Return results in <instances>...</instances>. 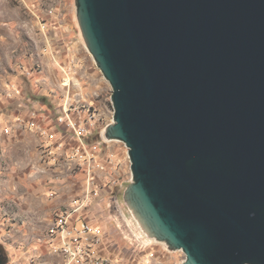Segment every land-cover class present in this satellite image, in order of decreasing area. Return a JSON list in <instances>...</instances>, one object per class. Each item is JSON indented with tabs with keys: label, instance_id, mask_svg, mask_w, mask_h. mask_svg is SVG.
Returning <instances> with one entry per match:
<instances>
[{
	"label": "water",
	"instance_id": "1",
	"mask_svg": "<svg viewBox=\"0 0 264 264\" xmlns=\"http://www.w3.org/2000/svg\"><path fill=\"white\" fill-rule=\"evenodd\" d=\"M77 15L112 86L129 208L183 264H264V0H77Z\"/></svg>",
	"mask_w": 264,
	"mask_h": 264
},
{
	"label": "rangeland",
	"instance_id": "2",
	"mask_svg": "<svg viewBox=\"0 0 264 264\" xmlns=\"http://www.w3.org/2000/svg\"><path fill=\"white\" fill-rule=\"evenodd\" d=\"M111 95L112 86L82 35L77 0H0L1 264H59L61 259L50 254L43 238L56 210L82 193L76 182L83 173L75 163L46 162L42 139L17 120L27 118L30 110L55 118L65 107L87 108L93 101L103 127L113 122ZM32 100L47 109L37 108L36 103L26 113L13 115L16 108L23 111L24 104ZM110 144L128 156L124 142L113 140ZM125 189H103L86 214L106 227L116 253H129L134 258L129 261L183 264V250L169 248L146 231L129 208ZM124 214L136 229L142 226L146 234L142 246L125 238Z\"/></svg>",
	"mask_w": 264,
	"mask_h": 264
},
{
	"label": "built area",
	"instance_id": "3",
	"mask_svg": "<svg viewBox=\"0 0 264 264\" xmlns=\"http://www.w3.org/2000/svg\"><path fill=\"white\" fill-rule=\"evenodd\" d=\"M89 104L82 109L65 107L63 114L55 115V118L47 112L30 110L27 118L17 120L42 139V155L46 162L55 165L72 162L80 170L78 172L85 175L82 193L73 196L67 204L56 210L43 239L50 254L61 259L59 264H125L123 255L110 250L112 245L106 229L86 214L103 189L114 191L118 185L115 175L120 167V161L109 146L113 140L105 135L110 123L98 130V109L93 101ZM97 133L100 136L98 140H87L88 136ZM53 194L56 195L55 190ZM122 217L123 225L128 230L124 234V228H121L125 238L129 242L135 240L138 246H142L146 239L144 231L140 226L136 229L126 214ZM127 264L148 263L129 261Z\"/></svg>",
	"mask_w": 264,
	"mask_h": 264
},
{
	"label": "crops",
	"instance_id": "4",
	"mask_svg": "<svg viewBox=\"0 0 264 264\" xmlns=\"http://www.w3.org/2000/svg\"><path fill=\"white\" fill-rule=\"evenodd\" d=\"M31 99V98H30ZM34 101V100H32ZM38 102L34 101V102H28V103H25V110H20L19 108H16V110L13 111V115L16 116L17 114H24L27 112V109L33 107V106H36ZM46 105L39 102L38 105H37V108H42V109H47L45 108ZM50 111V110H48ZM51 112V111H50ZM110 123V121L106 124L108 125ZM105 125V126H106ZM105 126L101 127L100 125V117L97 118V123H96V127L97 129H103ZM60 130H62L61 126L59 127ZM110 149L115 153V156L116 158L120 161V167H119V172L117 173V175H115L116 177V180L118 181V185L116 187H127L128 184L130 183L131 181V167H130V161L128 159V156H127V153L126 155L119 151V147L115 146L114 144H110ZM85 184V175L84 174H80L79 175V178H78V181L76 182V185H78V189L79 191L81 192L82 190V187L83 185ZM63 203H60L59 205H61ZM106 229V227H105ZM110 250L114 253H116L115 251V247L112 245L110 247ZM124 257H126V259L128 260L129 262V259L130 260H134V258H132V256L128 253L126 255H124ZM147 254L145 255V258H147Z\"/></svg>",
	"mask_w": 264,
	"mask_h": 264
},
{
	"label": "trees",
	"instance_id": "5",
	"mask_svg": "<svg viewBox=\"0 0 264 264\" xmlns=\"http://www.w3.org/2000/svg\"><path fill=\"white\" fill-rule=\"evenodd\" d=\"M95 136H98V139L100 138L99 134H94V135H91V136H88L87 137V140L90 141V142H93V141H96L98 140L97 138H95Z\"/></svg>",
	"mask_w": 264,
	"mask_h": 264
},
{
	"label": "bare ground",
	"instance_id": "6",
	"mask_svg": "<svg viewBox=\"0 0 264 264\" xmlns=\"http://www.w3.org/2000/svg\"><path fill=\"white\" fill-rule=\"evenodd\" d=\"M131 209H133V208L131 207ZM133 211H134V209H133ZM134 213H135V211H134ZM135 215H136V217L140 220V218L138 217V215H137L136 213H135ZM140 221H141V220H140ZM141 224H143L142 221H141ZM143 226H144V225H143ZM145 229H146V231H148V233H150L149 230H148L146 227H145ZM150 234H151V233H150ZM150 234H149V235H150ZM151 235H152V234H151ZM151 235H150V236H151ZM151 237L154 238V239H156L153 235H152ZM156 240H157V239H156ZM157 241L159 242V240H157ZM160 242H162V241H160ZM162 243H165V242H162Z\"/></svg>",
	"mask_w": 264,
	"mask_h": 264
},
{
	"label": "flooded vegetation",
	"instance_id": "7",
	"mask_svg": "<svg viewBox=\"0 0 264 264\" xmlns=\"http://www.w3.org/2000/svg\"><path fill=\"white\" fill-rule=\"evenodd\" d=\"M4 261V254L3 252L0 250V263H3Z\"/></svg>",
	"mask_w": 264,
	"mask_h": 264
}]
</instances>
